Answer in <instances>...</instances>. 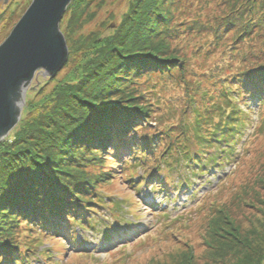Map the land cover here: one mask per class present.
I'll list each match as a JSON object with an SVG mask.
<instances>
[{
	"label": "trees",
	"instance_id": "1",
	"mask_svg": "<svg viewBox=\"0 0 264 264\" xmlns=\"http://www.w3.org/2000/svg\"><path fill=\"white\" fill-rule=\"evenodd\" d=\"M85 1L73 0L66 12ZM223 2L224 6L216 4L224 8L219 14L223 16L213 20L223 22L214 31L216 41L221 40L220 31H229L231 25L241 22L240 15L243 19L249 15L248 26L235 41L250 36L253 27H264V12L257 17L258 27L253 24L256 0L249 1V7L241 0ZM174 3L133 0L113 35L86 36L78 46L82 59L39 101L44 103V98L46 102V106L41 104L46 107L44 114L38 112L31 121L21 119L13 140L0 144V264H31L39 243L53 233L76 243L74 229L95 230L91 214H100L103 208L111 209L117 221L114 209L119 202L102 197L103 190L116 183L117 174L129 190L135 191L147 178L169 193L174 180L180 182L176 187H190L191 177H201L209 168L222 169L233 160L235 174L246 155L253 154L252 142L264 135V57L252 73L241 71L232 63L233 51L225 47L227 51H221L216 61L223 63L211 70L215 73L186 77L174 97L165 100L151 87L138 94L128 91L132 81L147 72L180 71L184 53L176 49V43L186 38L183 31L190 27L184 28L180 13L173 20ZM74 14L75 25L80 15ZM232 14L233 18L225 19ZM213 21L208 22L209 28ZM66 27L71 28L67 21ZM204 50L194 49V55H204L199 54ZM186 68L190 69L185 66L181 71ZM250 100L258 102L257 123L241 146L242 154H235L251 125L250 111H243L240 105ZM29 103L25 102L24 113L35 110V104ZM137 168L142 176L134 181ZM205 201L193 217L181 223L190 227L210 204ZM221 212L213 215L223 217ZM217 222L220 219L208 223L207 229L214 234L220 228ZM167 231L165 237L171 233ZM263 246L264 236L248 248L240 264H263ZM172 247L166 249L168 254ZM219 247L220 242L214 249ZM188 253L182 249V261L177 264L184 259L189 262Z\"/></svg>",
	"mask_w": 264,
	"mask_h": 264
},
{
	"label": "rangeland",
	"instance_id": "2",
	"mask_svg": "<svg viewBox=\"0 0 264 264\" xmlns=\"http://www.w3.org/2000/svg\"><path fill=\"white\" fill-rule=\"evenodd\" d=\"M86 1L77 3L75 8L69 12L65 10L59 23V30L67 46V61L53 76L40 72L32 80L25 94V102L35 104V110L31 112L28 110L24 113L22 109L19 121L21 119L31 121L32 116L38 112H41V115L44 114L46 107L43 105L46 106V102L44 98V103H41L43 105L39 101L45 94L51 93L57 83L62 82L66 75L70 74V69L74 64L82 59L81 54L78 53L80 42L90 34H96L101 38L113 35V31L133 0ZM249 1L251 0H241V3L249 7L251 5ZM3 2V0L0 1V44L9 35L32 0ZM174 4L177 12L174 11L172 5L171 10L173 17L175 16L173 20L177 19L180 13L184 28L190 27V30L183 31L187 34L186 38L176 43V49H181L184 53L181 55L184 62L181 69L185 66L190 69L171 70L167 73L147 72L135 78L127 87L128 91L138 94L139 90L151 87L157 93L160 91L159 96L165 100L174 97L178 93V88L182 86L181 81L186 77L192 79V77L198 78L204 74L215 73L211 70L215 65L219 66L223 63V61H216L221 51H227L225 47L233 51L234 67L236 64L241 71H249V73L258 68L259 62L264 57V27L261 25H258L260 26L258 29L253 27L250 36L243 40L240 37L235 41L237 34L248 26L246 21L249 15L244 17L245 19L240 15L243 8L236 12L238 17L240 15L239 18H242L241 22L237 26L236 24L231 25L232 28L229 31L223 30L224 33L220 31L218 39L221 40L216 41L213 39L214 31L218 25L222 26L223 22L213 20L223 16L219 14L224 13V11L221 12L224 8L216 5L224 6L223 0L219 2L217 0H175ZM255 6L256 10L252 11L251 17L254 18L253 24L256 23L254 26H257L260 23V18L257 20V17L264 12V0H256ZM74 12L80 15L78 24L75 25ZM233 16L232 14L225 19L233 18ZM66 21L71 28L66 27ZM209 21L218 25L216 27L213 25L210 29ZM212 42H216L218 46L213 45ZM199 48L205 49L199 51V54L204 55L195 56L194 49ZM74 51L77 52L72 53ZM207 57L209 59L203 65L202 62ZM246 104H241L240 108L245 112L250 111L251 125L236 147L235 154L240 155L244 140L251 136L257 123L258 102L250 100ZM19 121L0 141V144L13 140L14 134L20 128L18 127ZM252 148H254L253 154L249 152L246 155L235 174L236 164L233 160L229 166L222 169L209 168V172L203 176L191 177L190 187H176L180 182L174 180V185L168 188L169 193H164L162 185L156 181H148L147 178L135 191L129 190L117 174L116 183L108 190H103L102 197L110 198V201L106 200L107 202H119V208L114 209L118 220L115 221L111 209L103 208L100 214H91L96 222L95 230L89 231L77 227L74 229L76 243L66 241L61 233L50 234L55 237L44 238L39 243L31 264H177L182 261L179 257L182 249H186L191 257L187 258L190 259L189 262L184 259L181 264H240L248 248L257 240L260 243L264 236V135L255 138ZM122 157L125 158L126 155ZM141 176L142 170L137 168L133 180L137 181ZM204 200H206L205 203H210L205 212L198 216L190 227L184 225L185 220L193 217L194 210L198 205H202ZM219 210L222 211L223 217L213 215ZM217 218L221 221L219 224L217 222L220 228L214 234V231L207 227L209 220ZM165 231L171 233L165 237ZM215 241L220 242V251V247L217 250L214 249L218 244ZM168 247H172L168 249L169 254L166 251ZM262 248L264 249V246ZM43 252L48 253L49 256ZM48 257H50L49 261Z\"/></svg>",
	"mask_w": 264,
	"mask_h": 264
},
{
	"label": "water",
	"instance_id": "3",
	"mask_svg": "<svg viewBox=\"0 0 264 264\" xmlns=\"http://www.w3.org/2000/svg\"><path fill=\"white\" fill-rule=\"evenodd\" d=\"M70 2L32 0L0 44V141L18 123L32 80L40 72L53 76L66 63L59 23Z\"/></svg>",
	"mask_w": 264,
	"mask_h": 264
}]
</instances>
